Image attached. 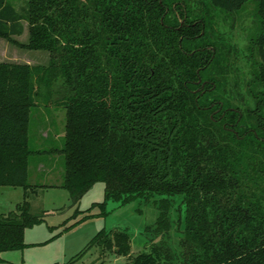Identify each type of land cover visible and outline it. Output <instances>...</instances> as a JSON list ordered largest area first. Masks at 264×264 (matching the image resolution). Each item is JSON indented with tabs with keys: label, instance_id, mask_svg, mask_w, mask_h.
Segmentation results:
<instances>
[{
	"label": "trees",
	"instance_id": "16d2710c",
	"mask_svg": "<svg viewBox=\"0 0 264 264\" xmlns=\"http://www.w3.org/2000/svg\"><path fill=\"white\" fill-rule=\"evenodd\" d=\"M249 2V85L264 86V0H27L22 14L0 0V37L49 53L46 64L0 62V187L23 190L0 213V253L22 250L25 229L43 221L28 182L30 158L51 151L30 147L43 103L64 110L60 187L74 204L103 182V209L143 199L158 211L148 251L131 256L125 230L102 229L89 247L130 264H264V96L249 90L247 107L228 90L231 47L212 22Z\"/></svg>",
	"mask_w": 264,
	"mask_h": 264
},
{
	"label": "rangeland",
	"instance_id": "374dc122",
	"mask_svg": "<svg viewBox=\"0 0 264 264\" xmlns=\"http://www.w3.org/2000/svg\"><path fill=\"white\" fill-rule=\"evenodd\" d=\"M8 2L22 14L27 0ZM212 15L217 38L231 47L226 54L224 74L228 90L234 89L245 106L254 107L255 99L249 90L264 96V86L249 85L252 61L256 59V55L249 52V41L255 33L254 4L246 3L242 10L233 13L216 10ZM22 25V34L13 36L19 43H25L28 38L27 22L23 20ZM48 60L47 51L23 49L0 37V62L38 65ZM63 128L62 108L41 103L31 109L30 147L51 149L30 158L28 166V182L39 185L36 193L29 197L30 212L42 215L43 221L25 229L23 238L27 246L22 250L1 252L0 264H130L128 256L113 251L105 253L100 246L89 247V243L102 229L111 233L125 230L130 238L131 256L148 251L152 240L145 227L155 222L158 211L151 201L143 199L123 205L109 200L103 209L99 206L104 201L103 182L94 183L74 204L68 192L60 187L64 173L63 154L59 152L64 143ZM22 193L20 187H0V213L13 211L16 204L22 202ZM170 215L177 222L180 214L172 209ZM175 233L170 232L173 243L177 241ZM158 238H153V242ZM2 258L9 261L4 262Z\"/></svg>",
	"mask_w": 264,
	"mask_h": 264
},
{
	"label": "crops",
	"instance_id": "0c3cea01",
	"mask_svg": "<svg viewBox=\"0 0 264 264\" xmlns=\"http://www.w3.org/2000/svg\"><path fill=\"white\" fill-rule=\"evenodd\" d=\"M8 1V0H7ZM12 4V3H11ZM13 5V4H12ZM13 7H14V5H13ZM15 8V7H14ZM16 9V8H15ZM17 10V9H16ZM18 11V10H17ZM19 12V11H18ZM41 166V165H40ZM10 188H14V187H10ZM15 188H17V187H15ZM23 191V190H22ZM22 195H23V193H22ZM2 260H4V262H7V261H9V260H7V259H5V258H2Z\"/></svg>",
	"mask_w": 264,
	"mask_h": 264
}]
</instances>
